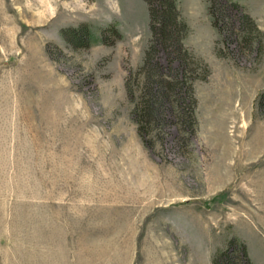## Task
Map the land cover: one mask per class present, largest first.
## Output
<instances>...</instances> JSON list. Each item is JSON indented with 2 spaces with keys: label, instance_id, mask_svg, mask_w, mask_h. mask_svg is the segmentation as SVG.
I'll return each instance as SVG.
<instances>
[{
  "label": "rangeland",
  "instance_id": "374dc122",
  "mask_svg": "<svg viewBox=\"0 0 264 264\" xmlns=\"http://www.w3.org/2000/svg\"><path fill=\"white\" fill-rule=\"evenodd\" d=\"M177 5L208 18L184 45L210 74L188 60L152 112L185 56L156 41L140 70L145 0H0V264H214L231 239L264 264V0H220L221 29Z\"/></svg>",
  "mask_w": 264,
  "mask_h": 264
},
{
  "label": "trees",
  "instance_id": "16d2710c",
  "mask_svg": "<svg viewBox=\"0 0 264 264\" xmlns=\"http://www.w3.org/2000/svg\"><path fill=\"white\" fill-rule=\"evenodd\" d=\"M149 6V16H150V29L152 33V43L150 48L146 52L144 63L141 67V71L149 69V71H153L158 69V62H156V52L157 46L154 42L160 43L162 47L165 49L168 48H175L179 53L185 56L184 60V67L180 75H178L174 80H165L164 77L159 75L158 85L156 92L154 93V100L149 101L147 108L150 109L152 112L155 111L157 108L158 101L155 99L157 98L158 94H160L161 90L159 86L162 84L164 85L165 82L168 83L172 91H176L177 94H181V90L184 86L187 85V73L189 64L187 63L188 60H192L197 67L203 69L204 74L202 76H196L195 78L200 79H207L208 75L210 74V69L208 64L200 58L195 57L191 51L184 45V38L188 31L187 23L182 19L180 11L178 9L177 0H145ZM209 2V14L212 17V23L215 27L220 28V18L218 17L215 8L219 5L220 0H208ZM232 6L237 10L241 9V5L236 2H231ZM240 29L242 32L249 31L250 33L255 32L257 37L259 38L260 43L262 44V36L263 32L259 28L256 21L252 18V16L248 13H243L240 17ZM111 31L116 32L115 28H111ZM73 34H77V37L83 39V37L88 36V39L91 41H99L103 42L102 36L96 37L92 34L91 30H85L86 33H83L82 29H70L69 30ZM148 71V73H149ZM150 73L148 74V76ZM154 81V80H153ZM166 86V85H165ZM129 88V87H128ZM189 91L191 93V103L193 104L192 109V116L194 118V111H195V104L196 98L194 93L192 92L193 87L190 85ZM186 89V88H185ZM188 92V90L186 91ZM143 129V126L140 125V130ZM236 243H238L237 239H231L229 241L228 247L219 252L214 259V264H220V261H223L224 264H233L234 255L232 252L235 250H239V257L242 259L246 258L247 261L250 263V259L248 256L247 247L244 243H240L241 248H237Z\"/></svg>",
  "mask_w": 264,
  "mask_h": 264
},
{
  "label": "crops",
  "instance_id": "0c3cea01",
  "mask_svg": "<svg viewBox=\"0 0 264 264\" xmlns=\"http://www.w3.org/2000/svg\"><path fill=\"white\" fill-rule=\"evenodd\" d=\"M184 18H185V20H186V22H187V24L189 25L190 28H193L194 25H195L198 21H203V19H205V23H204V24H205V27L207 28L208 25H209V22H208V18H207V17H204L202 20H200L201 18H199V16L196 15L194 12L191 13V14H189V15H184ZM209 32H210V34H209V38H210L211 40H214V38H215V36H216L214 30L212 29V30H210ZM200 37H202V36H200ZM187 41H188V39L186 38V41H185V42H186V45H187V46H191V45L188 44ZM83 253H84V252H83ZM84 254H86V252H85ZM88 254H89V257H90L92 253L89 251ZM88 264H92V262L89 260Z\"/></svg>",
  "mask_w": 264,
  "mask_h": 264
}]
</instances>
